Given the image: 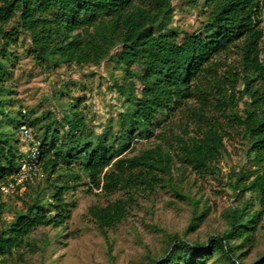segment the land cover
<instances>
[{
  "label": "trees",
  "instance_id": "trees-1",
  "mask_svg": "<svg viewBox=\"0 0 264 264\" xmlns=\"http://www.w3.org/2000/svg\"><path fill=\"white\" fill-rule=\"evenodd\" d=\"M189 1L204 17L192 31L173 24V0H0V182L18 169L23 149L15 131L24 122L39 131L42 173L33 195L0 229V260L24 246L34 251L35 239H28L37 227H64L81 186L107 198L88 207L106 240L140 192L166 186L183 200L177 184L184 170L216 177L224 139L234 131L256 168L230 173L238 202L226 209L225 226L204 240L191 238L210 207L190 199L182 234L165 233L162 252L147 250L145 257L150 264H213V256L221 264H264V251L243 260L264 214L263 207L253 208L257 197L264 200V0ZM20 34L27 35V52L38 65L107 61L121 69L109 86L122 107L116 118L95 130L79 109L80 97L61 117L52 118L50 110L26 117L20 110L15 125H3L4 107L11 105L3 97L11 75L8 48ZM234 48L239 65L224 64L221 57ZM137 141L149 144L135 150ZM117 193L123 195L109 199ZM5 207L0 199V214Z\"/></svg>",
  "mask_w": 264,
  "mask_h": 264
},
{
  "label": "rangeland",
  "instance_id": "rangeland-1",
  "mask_svg": "<svg viewBox=\"0 0 264 264\" xmlns=\"http://www.w3.org/2000/svg\"><path fill=\"white\" fill-rule=\"evenodd\" d=\"M173 4L172 22L181 29L192 31L204 19L203 10L189 0H173ZM261 20L264 29V8ZM28 47L27 35L20 34L17 42L8 48L13 53L9 62L6 61L11 75L4 80L6 91L3 97L9 99L11 105L8 103L4 107L6 115L2 116L3 125H15L19 117L22 118L20 110L22 113L23 110L26 111V117L41 115L46 110L52 112V118L61 117L67 111L68 104L80 97L84 98L79 109L84 112L90 124L96 126L95 130L101 129L99 124H103L109 117L116 118L122 107L116 92L110 90L109 86L112 75L118 77L122 74L121 69L107 61L99 66L38 65L28 54ZM239 58V51L235 48L221 57L224 64L231 63L235 66L239 65ZM241 106L242 103L239 102V107ZM173 118L175 123L179 120L178 116ZM31 131L33 134L39 133L36 128H31ZM15 136L20 140L19 147L23 148L24 142L19 129L15 131ZM224 141L226 151L220 159V171L216 177H202L189 168L184 170L183 180L177 184L186 196L183 200L178 199L166 186H157L151 194L140 192L129 207L127 215L108 229L106 240L95 219L88 213V207L93 204L105 205L107 198L86 193L81 186L72 194L77 204L72 208L64 227H37L28 239L30 242L35 239L34 251L27 246L21 247L12 256L1 258L0 264H150L145 257L147 250L153 255L160 254L164 247V234H182L187 226L192 212L190 199L197 201L198 207H202L204 203L210 207L209 214L190 237L204 240L215 235L225 226L226 209L238 202L235 191L228 185L230 173L240 169L254 171L256 168L246 155V142L240 134L231 131ZM148 144L149 142L137 141L134 148L137 150ZM36 184L34 181L32 185L20 188L17 193H0V199L6 206L0 214V229L5 221L12 218L14 210L24 207V200L33 195ZM120 195L123 194H114L109 199L113 200ZM248 195L246 192V196ZM262 207L264 208V200L261 203L257 197L253 208ZM261 225L254 233L250 246L245 249V263L264 251V214ZM210 262L221 264L216 256Z\"/></svg>",
  "mask_w": 264,
  "mask_h": 264
},
{
  "label": "built area",
  "instance_id": "built-area-1",
  "mask_svg": "<svg viewBox=\"0 0 264 264\" xmlns=\"http://www.w3.org/2000/svg\"><path fill=\"white\" fill-rule=\"evenodd\" d=\"M25 113V110H23ZM23 146V156L21 157L18 169L9 177L0 182V191L3 194H13L17 188H22L28 182H34L36 178L42 176L40 166V141L32 133L31 128L24 122L19 126Z\"/></svg>",
  "mask_w": 264,
  "mask_h": 264
}]
</instances>
